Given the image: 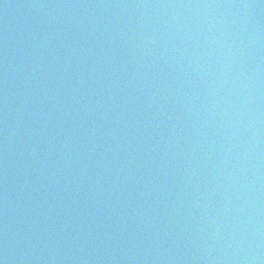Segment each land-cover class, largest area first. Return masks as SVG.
Returning a JSON list of instances; mask_svg holds the SVG:
<instances>
[{
  "label": "water",
  "instance_id": "1",
  "mask_svg": "<svg viewBox=\"0 0 264 264\" xmlns=\"http://www.w3.org/2000/svg\"><path fill=\"white\" fill-rule=\"evenodd\" d=\"M220 264H264V0H84Z\"/></svg>",
  "mask_w": 264,
  "mask_h": 264
}]
</instances>
